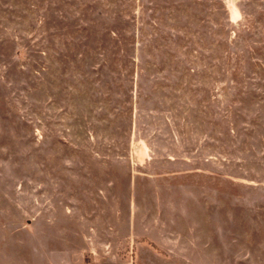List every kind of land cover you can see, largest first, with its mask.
<instances>
[{
	"label": "rangeland",
	"instance_id": "1",
	"mask_svg": "<svg viewBox=\"0 0 264 264\" xmlns=\"http://www.w3.org/2000/svg\"><path fill=\"white\" fill-rule=\"evenodd\" d=\"M0 264H264V0H0Z\"/></svg>",
	"mask_w": 264,
	"mask_h": 264
}]
</instances>
